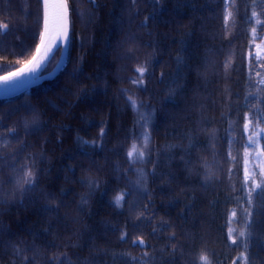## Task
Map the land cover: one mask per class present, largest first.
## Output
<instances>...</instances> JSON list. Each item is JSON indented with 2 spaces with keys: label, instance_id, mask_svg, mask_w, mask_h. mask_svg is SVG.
<instances>
[{
  "label": "trees",
  "instance_id": "obj_1",
  "mask_svg": "<svg viewBox=\"0 0 264 264\" xmlns=\"http://www.w3.org/2000/svg\"><path fill=\"white\" fill-rule=\"evenodd\" d=\"M67 1L62 72L0 99V264H24V256L48 264L52 253L66 254L69 264H243L242 253L248 264H264V0ZM44 28L43 0H0V79L32 60ZM61 55L59 48L41 75ZM177 56L189 65L179 86ZM149 61L145 92L130 81ZM18 161L36 177L34 191L16 183ZM89 178L99 184L93 195L78 182ZM81 196L88 197L84 211ZM152 204L154 214L145 212ZM56 205L62 223L46 211ZM137 237L145 247L132 244ZM53 243L60 247L50 251Z\"/></svg>",
  "mask_w": 264,
  "mask_h": 264
},
{
  "label": "snow or ice",
  "instance_id": "obj_2",
  "mask_svg": "<svg viewBox=\"0 0 264 264\" xmlns=\"http://www.w3.org/2000/svg\"><path fill=\"white\" fill-rule=\"evenodd\" d=\"M132 2L135 3V0H132ZM45 3H46V0H45ZM150 3L153 6H159V0H150ZM227 18L228 17H225V20H227ZM148 19H149V17L146 16L144 21L141 23V27H147L148 26ZM2 26L5 29L8 28V24L7 23H4ZM55 40H59L61 45L67 44V42H68V32H67V30H64L62 33H58V35L56 36ZM43 46H44V37L41 36V47H43ZM53 46H55L54 43H53L52 46H49L46 49V51L44 53L45 58H47L48 53L51 52ZM148 46L151 47L152 45H148ZM41 47H37V49H36L37 55L40 54ZM128 58L129 59H133L134 57H133L132 54H130ZM30 63H34V67L29 68L26 65L25 68H21L18 73H14L13 74L15 79L13 81H11V82L14 83L16 81H19L21 78H25V77H27L29 75H35L37 73V71L40 70L42 61H38L37 60V56H34ZM176 63H177V66H178V68H177V77L178 78H177V80H174L173 83L177 84V86H179V79L182 78L181 74L183 72V69L184 68H188L189 65H188V63L186 62V60L184 59L183 56H177ZM151 64H152V62L149 61L148 67H137V68H135L134 71L137 74L136 78L132 79L130 81L132 84L137 85L138 88L142 89L145 92H147V87H146V84H145V73L148 72V69H149V67H151ZM260 67H264V65H260ZM247 71L249 73V76L251 77L252 68L249 67L247 69ZM152 75H154V73L153 72H149V78H151ZM164 75H165L164 73H161V82H163ZM256 75H259V72H256ZM5 80L7 81V78H5ZM260 83H264V80H261ZM122 91H126V90H122ZM127 100H128L130 106L133 109H136L138 107L137 102L135 100H133L131 96H128ZM140 106H147V105H144L143 102H141ZM142 119H144V117H142ZM147 124H148L147 120H144V123L141 124V127L143 129H145L144 131L141 132V135H140V139L143 141L144 147H147V145H148V143H149V141L151 139V133L149 131H147ZM24 127H25V129H27V127H28V122L27 121H25ZM246 127H247V125H245V128ZM9 132L14 134L15 133V129H9ZM103 138H104V132H103V128H101L100 139H103ZM5 143H7V142L5 141ZM229 143H231V142L229 141ZM91 144L95 148H97V149H99L101 151L103 150V146L102 145L96 144L94 141L91 142ZM190 146H191V139H190ZM245 147H247V145ZM22 153H23V149H21L20 153H18L17 155L22 156ZM132 155H133V152H128L127 153V156H129V157H131ZM227 156L231 157V151H229L227 153ZM143 157H144V153H143V151H141L139 153V159L143 160ZM13 159L15 160V157H13ZM29 159H33L34 160L35 158L29 157ZM2 163H3V157L0 156V164H2ZM18 163L20 164L19 173H22V177L20 179H17L16 183L18 185L21 184V183L27 185L28 187H27L26 191H34L36 189V187L38 186L37 185V181H36V177L34 176L32 171L30 170V168H29V166H28V164L26 162L18 161ZM92 163H93V165H95V161H93ZM132 163H135V162H132ZM34 166H35V164L33 163V167ZM12 168H13V171H17L16 164H13ZM43 171L44 170H41L42 173H43ZM68 171L69 172H73V174L75 172V170L71 166L68 167ZM229 171H231V170H229ZM152 175H155V171H153ZM261 175H264V170L261 171ZM66 179H67V177H66ZM73 182H75V181H73ZM78 182L81 184V186L86 187V188L89 189V194L90 195H93L95 193V191L99 187L98 182H94L90 178L89 179H81ZM260 187H261V185L255 184L254 188H250L248 190V202L249 203L251 202V192L254 191L256 188H260ZM2 191H3V189L0 188V192H2ZM63 194L64 193H63V190H62L61 195H63ZM150 196H151V193H147L146 194V198L150 197ZM121 200H122V197H117L116 198V201H115L116 206H121ZM2 202H4V201L2 200V198H0V203H2ZM87 203H88V197L81 196L80 197V203L78 205V210L79 211H84V206L87 205ZM64 206L68 207L67 204H64ZM154 208H155L154 204L151 205V209H149V207L146 205L145 208H144V211L145 212H150L151 214H154V213H152V209H154ZM59 210H60V205H56L55 207H49V208L46 209V211L55 213L57 215V217H58V223H62V221L59 220ZM244 211L247 213L246 221H247V223H250L251 221L248 220L247 218L251 216V213L248 212L247 209H244ZM236 215H237V213L235 211H233L231 213V216L233 218L236 217ZM145 219L147 220L148 217H145ZM161 227L162 228L166 227V228L170 229L171 225L167 224V222H164V223H162ZM153 231H155V229ZM232 231H233L232 228H228V235L229 236H231ZM182 234H183V230H182ZM127 236H128V233L126 231H122L121 235H120V239L122 241H124V240H126ZM239 236L240 237H244L245 236V232L244 231H240L239 232ZM175 238H176V234L175 233H173L172 236L168 237L169 240H174ZM231 242L233 244H235L236 243V239L232 238ZM132 244L133 245H139L141 247H145V242L140 237H137L136 239L132 240ZM69 246L76 247L77 245H69ZM59 247L60 246L56 245L55 243L49 245L50 251L52 249H57ZM12 248H13L14 254H16V255H20L21 254L22 250L20 248L16 247L15 245H12ZM26 250L27 251H32L33 249L32 248H28ZM172 251L175 254L177 251H180V250L176 249V248H173ZM145 256H147V253H145ZM46 259L48 261V264H69V258L67 257L66 254H63L62 258H61V256H57L55 253H52V254L48 255L46 257ZM204 259L207 260V257L205 256ZM237 259H242L243 260V264H248V256H247L246 253H242L241 257H237ZM132 260H136V258L132 257ZM22 261L24 262V264H35V259L34 258L33 259H29L26 256L22 257ZM232 264H236V261L233 260Z\"/></svg>",
  "mask_w": 264,
  "mask_h": 264
},
{
  "label": "water",
  "instance_id": "obj_3",
  "mask_svg": "<svg viewBox=\"0 0 264 264\" xmlns=\"http://www.w3.org/2000/svg\"><path fill=\"white\" fill-rule=\"evenodd\" d=\"M95 4V1H93ZM44 10H45V28H44V46L41 47V52L37 56L38 61H42L40 70L37 71L35 75H29L25 78H21L19 81L11 82L15 78L12 75L7 76V81L5 78L0 79V99H12L16 98L22 94L28 93L35 85L45 82L51 81L55 79L64 69L67 57L69 53L70 46V12L67 0H43ZM64 30L68 32V42L65 45H61V43L55 47H52L51 52L48 53L47 58H45V51L49 46H52L54 43V39L58 35V33H62ZM62 48V56L59 64L55 68L53 72L47 75H40L41 71L45 67V65L50 60L54 51L58 48ZM32 61V60H31ZM30 61V62H31ZM28 63L27 67H34V63ZM25 68V66L23 67ZM17 71L16 73H18Z\"/></svg>",
  "mask_w": 264,
  "mask_h": 264
},
{
  "label": "bare ground",
  "instance_id": "obj_4",
  "mask_svg": "<svg viewBox=\"0 0 264 264\" xmlns=\"http://www.w3.org/2000/svg\"><path fill=\"white\" fill-rule=\"evenodd\" d=\"M54 44H55V47H57L60 44V41L54 39Z\"/></svg>",
  "mask_w": 264,
  "mask_h": 264
}]
</instances>
